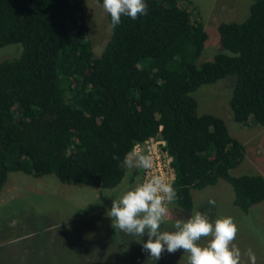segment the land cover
Returning a JSON list of instances; mask_svg holds the SVG:
<instances>
[{"label": "trees", "instance_id": "16d2710c", "mask_svg": "<svg viewBox=\"0 0 264 264\" xmlns=\"http://www.w3.org/2000/svg\"><path fill=\"white\" fill-rule=\"evenodd\" d=\"M145 3L147 15L123 16L115 28L110 19L111 37L96 56L82 0H0V49H23L0 62V194L18 171L115 188L126 176L125 155L159 134L174 158L173 205L193 212L192 190L220 180L246 214L264 201V175L231 173L245 144L222 117L200 114L194 96L236 75L234 120L264 126V0L243 21L219 23L220 52L204 62L203 20L183 0Z\"/></svg>", "mask_w": 264, "mask_h": 264}, {"label": "rangeland", "instance_id": "374dc122", "mask_svg": "<svg viewBox=\"0 0 264 264\" xmlns=\"http://www.w3.org/2000/svg\"><path fill=\"white\" fill-rule=\"evenodd\" d=\"M254 1L183 0L203 20L208 32L200 62L212 60L220 52L219 23L243 21ZM82 2L88 38L95 55L99 56L111 37L110 18L98 0ZM22 50V44L2 47L0 62L19 57ZM236 81V75H229L216 83L202 85L194 93L198 112L222 117L231 135L245 144V159L231 170L233 175H264V126L255 123L244 126L234 120L229 100ZM134 170L127 168L118 186L103 190L91 185L63 183L53 176L11 172L0 194V264H153L142 250V244L134 237L116 232L107 216L112 199L126 187L139 183V175L130 181ZM192 195L193 212L171 205L169 222L162 225V230H172L176 219H187L195 211L206 214L212 221L230 215L239 227L236 245L242 252L251 248L256 264H264V239L261 238L264 201L244 213L234 204V189L225 180L202 190L193 189ZM209 199L216 201L214 206L209 205ZM245 217H251L260 235L249 228ZM142 239L146 240L147 236ZM155 264H187V254L165 252ZM242 264H248L246 256L242 257Z\"/></svg>", "mask_w": 264, "mask_h": 264}, {"label": "clouds", "instance_id": "9594fccd", "mask_svg": "<svg viewBox=\"0 0 264 264\" xmlns=\"http://www.w3.org/2000/svg\"><path fill=\"white\" fill-rule=\"evenodd\" d=\"M104 11L110 16L112 27L127 16L132 20L147 15L145 0H103ZM124 165L148 173L153 169V158L145 152L131 151L125 155ZM112 197V194L106 195ZM179 199L173 182L159 174L147 176L141 182L126 187L112 199L107 216L117 231L134 237L142 244L149 259L155 264L162 255L182 251L187 254V264H242L246 256L248 264H256V255L251 248L243 251L234 242L239 232L236 220L219 216L212 221L206 214L195 211L187 219H176L172 230H162L169 222L170 205ZM209 205L216 201L209 199ZM249 228L260 235L259 230L245 217ZM147 236L146 240L142 238ZM264 239V236L261 237ZM204 241V243H201Z\"/></svg>", "mask_w": 264, "mask_h": 264}, {"label": "built area", "instance_id": "2783aa9c", "mask_svg": "<svg viewBox=\"0 0 264 264\" xmlns=\"http://www.w3.org/2000/svg\"><path fill=\"white\" fill-rule=\"evenodd\" d=\"M134 151L150 154L153 158L154 164L153 169L150 172H141L139 182L147 178V176L159 174L166 177L174 184L176 180V171L173 166L174 158L168 150L167 141L162 136L158 134L150 137L143 144H137L134 148Z\"/></svg>", "mask_w": 264, "mask_h": 264}]
</instances>
